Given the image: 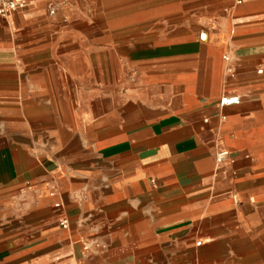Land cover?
Instances as JSON below:
<instances>
[{
  "label": "crops",
  "instance_id": "crops-1",
  "mask_svg": "<svg viewBox=\"0 0 264 264\" xmlns=\"http://www.w3.org/2000/svg\"><path fill=\"white\" fill-rule=\"evenodd\" d=\"M0 264H264V0L0 18Z\"/></svg>",
  "mask_w": 264,
  "mask_h": 264
},
{
  "label": "built area",
  "instance_id": "built-area-1",
  "mask_svg": "<svg viewBox=\"0 0 264 264\" xmlns=\"http://www.w3.org/2000/svg\"><path fill=\"white\" fill-rule=\"evenodd\" d=\"M235 4H241L244 0H233ZM27 0H0V18H6L11 13L22 9ZM52 12V10L50 11ZM239 103L238 96H231V97H223L220 100V104H237ZM226 150H221L216 155V161L218 163L222 162L223 159L227 156ZM59 207V204H56ZM59 224L65 228L67 226V220L65 218L59 219Z\"/></svg>",
  "mask_w": 264,
  "mask_h": 264
}]
</instances>
